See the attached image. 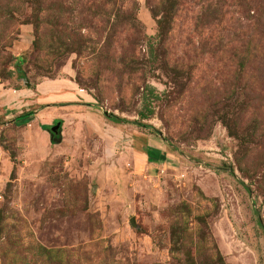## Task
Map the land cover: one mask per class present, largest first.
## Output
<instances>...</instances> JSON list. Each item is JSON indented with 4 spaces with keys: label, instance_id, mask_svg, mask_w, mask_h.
I'll use <instances>...</instances> for the list:
<instances>
[{
    "label": "rangeland",
    "instance_id": "374dc122",
    "mask_svg": "<svg viewBox=\"0 0 264 264\" xmlns=\"http://www.w3.org/2000/svg\"><path fill=\"white\" fill-rule=\"evenodd\" d=\"M47 79L0 107V264H264V0H0V89Z\"/></svg>",
    "mask_w": 264,
    "mask_h": 264
},
{
    "label": "crops",
    "instance_id": "0c3cea01",
    "mask_svg": "<svg viewBox=\"0 0 264 264\" xmlns=\"http://www.w3.org/2000/svg\"><path fill=\"white\" fill-rule=\"evenodd\" d=\"M50 83H51V80H48V79L43 80L36 84L35 89L25 88L20 91L16 90V92H13V93L7 92L8 94H6V92L4 91L5 89L2 88L0 89V107H3L4 109L6 108L9 109L11 111V114L16 115L17 119L19 118V116L23 117L24 115L26 116V118H32L31 116L34 115V112H38L37 116L41 115L42 113L47 111L46 109H48V105H47L48 102H51V101H59V102L64 101L65 102L67 101L68 99L67 97L69 96L68 92L66 91L64 92L57 91L56 88H53V87L50 88ZM67 86H69L68 87L69 89L72 88L71 83H68ZM45 92H49V94L46 95ZM3 94H6V96L10 95L13 98V101L5 103V96ZM35 94L36 96H34ZM36 104L37 105L42 104L41 108L37 109V111L36 110L31 111L32 108H30V106H33ZM44 104L45 106H43ZM24 105L25 107L29 109V111H27L25 114L22 113V110L24 109ZM29 112H30V115L27 116L26 114H28ZM47 115L44 116V119H48V117H46ZM26 120H24V122H26ZM28 120H31V119H28Z\"/></svg>",
    "mask_w": 264,
    "mask_h": 264
},
{
    "label": "trees",
    "instance_id": "16d2710c",
    "mask_svg": "<svg viewBox=\"0 0 264 264\" xmlns=\"http://www.w3.org/2000/svg\"><path fill=\"white\" fill-rule=\"evenodd\" d=\"M26 115L27 116L30 115V112L28 114H26ZM45 128L47 130H49L51 128V126L50 125H46ZM60 136L61 135H59V133H52V135H51L53 141H58L60 139Z\"/></svg>",
    "mask_w": 264,
    "mask_h": 264
},
{
    "label": "water",
    "instance_id": "95a60500",
    "mask_svg": "<svg viewBox=\"0 0 264 264\" xmlns=\"http://www.w3.org/2000/svg\"><path fill=\"white\" fill-rule=\"evenodd\" d=\"M60 124H61V121L58 120V121L56 122V124L50 129V133H51V134H52V133H56L57 130H58V127L60 126Z\"/></svg>",
    "mask_w": 264,
    "mask_h": 264
}]
</instances>
